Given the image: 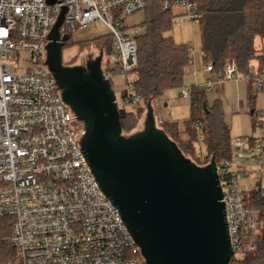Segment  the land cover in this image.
I'll return each instance as SVG.
<instances>
[{
	"label": "built area",
	"instance_id": "obj_1",
	"mask_svg": "<svg viewBox=\"0 0 264 264\" xmlns=\"http://www.w3.org/2000/svg\"><path fill=\"white\" fill-rule=\"evenodd\" d=\"M55 1L0 0V218L14 221L10 264H145L134 258L140 249L82 153L83 125L44 64L48 35L61 7H67L62 36L100 22L112 40L102 62L105 78L111 82L134 74L143 28L127 26L126 20L145 13L148 1ZM160 8L172 13L178 26L192 28L200 21L197 0H160ZM22 53L30 55L32 68L19 66ZM202 72L206 81L196 86L205 91L247 82L264 95V72L258 67L243 75L226 62L220 73L211 64ZM124 90L123 106L137 108L141 100L132 82ZM189 98L190 88L181 94L182 100ZM252 121L254 134L235 140L232 158L217 164L233 260L255 252L264 240V108L252 111ZM253 177L254 187L240 190V182Z\"/></svg>",
	"mask_w": 264,
	"mask_h": 264
},
{
	"label": "water",
	"instance_id": "obj_2",
	"mask_svg": "<svg viewBox=\"0 0 264 264\" xmlns=\"http://www.w3.org/2000/svg\"><path fill=\"white\" fill-rule=\"evenodd\" d=\"M61 8L48 35L44 65L83 125L82 153L145 264H231L234 253L215 158L207 166L187 158L157 126L151 101L143 130L126 136L112 83L103 74L102 52L86 66L64 65L70 37L60 31L68 11Z\"/></svg>",
	"mask_w": 264,
	"mask_h": 264
},
{
	"label": "trees",
	"instance_id": "obj_3",
	"mask_svg": "<svg viewBox=\"0 0 264 264\" xmlns=\"http://www.w3.org/2000/svg\"><path fill=\"white\" fill-rule=\"evenodd\" d=\"M147 1L148 8L144 13L146 32L138 38V67L134 72L136 79L132 82L133 94L140 98L141 104L134 111L118 105L123 133L127 135L138 128L150 101L155 102L167 92L184 86L186 70L193 64L189 45L176 44L172 38L166 37L174 26V15L161 10L160 0ZM197 4L201 16L204 64H211L214 71L220 73L229 62L247 75L256 62L264 72V54L258 55L255 45L258 38L264 41V0H197ZM104 39L108 46L107 55L112 51V40ZM95 41L100 42L101 38ZM70 42L71 39L66 45ZM253 92L249 94L251 106H254ZM126 95L124 90L122 100ZM188 101L189 119L182 124L162 122V130L198 166H207L212 158L217 164L230 160L235 140L224 123L221 103L216 101L210 105L205 91L198 86L190 88ZM200 141L205 146L204 156L197 151ZM252 197L260 202L258 193H253ZM13 223V219L0 218V264H10L15 257V251L8 243ZM134 258L142 260L140 253ZM231 264H264V240L257 243L255 252L233 260Z\"/></svg>",
	"mask_w": 264,
	"mask_h": 264
},
{
	"label": "rangeland",
	"instance_id": "obj_4",
	"mask_svg": "<svg viewBox=\"0 0 264 264\" xmlns=\"http://www.w3.org/2000/svg\"><path fill=\"white\" fill-rule=\"evenodd\" d=\"M146 16L144 13L134 16L131 19L126 20L127 26H141L143 28V33L141 36H143L146 32V28L144 26ZM174 23H175V16H174ZM108 32L106 28L100 23L95 22L91 24L87 29L83 31L74 32L70 35L71 42L66 45L63 48V63L64 65H70V66H86L88 61L95 60L101 55L104 57L105 51L107 49V42L105 37L108 38V41H111V38L107 35ZM167 38H172L176 44H190L191 47H193L192 54L194 56L201 55L202 54V33H201V26L200 22H197L193 25L192 28L188 26H178L175 25L171 29L169 33L166 34ZM97 38H101L100 42H96L95 40ZM91 41L89 44H86L84 47L83 45L86 42ZM256 48L258 50V55L264 54V41L261 39H257L255 42ZM30 59V55L27 53L21 54V61L19 62V66L21 68H32L33 65L31 63H27ZM104 62H106L107 57H104ZM202 67H204V62L202 63ZM253 66L256 68L257 63L254 62ZM136 79L135 74L128 75L126 77L122 76H116L111 79L113 90L115 92V96L117 98V102L119 107H123V101H122V92L125 89L126 83L133 82ZM200 84L202 83V75L199 74L198 76ZM192 80V78H191ZM194 82V80H192ZM188 81L185 80L184 86L180 89L169 91L168 95L166 97H162L155 102L152 101V106L155 111L156 116V123L157 126L162 129V123L164 121H174L177 123H184L187 121L190 117V107L189 105H185L184 103L180 105H175V102H171L169 99L172 96L173 99H181V94L186 89V87H189L190 85H195L196 82L191 83L188 85ZM198 84V82H197ZM206 92V98L207 101H209L210 105H213L214 102L218 99L217 90L215 89L214 92ZM127 110L134 111V109L127 107ZM227 108H225L224 111ZM147 110L142 115L138 128L132 133L135 134L139 131H142L144 128V120L146 117ZM225 123L231 127V136L233 139H236L239 135L238 130L235 129L236 120L231 115H227L225 118ZM131 134V135H132ZM126 136H130L125 134ZM197 151L201 156H204L205 154V146L202 141L197 144ZM191 160V159H190ZM192 161V160H191ZM193 162V161H192ZM195 163V162H194ZM257 178L253 177L249 181H242L240 182V190L246 192L247 190H250L254 187V184L256 183Z\"/></svg>",
	"mask_w": 264,
	"mask_h": 264
},
{
	"label": "crops",
	"instance_id": "obj_5",
	"mask_svg": "<svg viewBox=\"0 0 264 264\" xmlns=\"http://www.w3.org/2000/svg\"><path fill=\"white\" fill-rule=\"evenodd\" d=\"M193 56V64L190 68L186 70L185 80H187L190 85L191 83L196 82L195 85H190L186 87V89L191 88L192 86L198 85L202 86L206 81V74L202 72V63L203 59L201 55H192ZM202 75V83L200 84L198 76ZM194 80V82L191 80ZM184 80V82H185ZM202 89V87H200ZM217 90L218 99L222 105L223 110V118L225 123L226 113L227 115H231L235 118L236 124L235 129L238 130L239 135L236 139L242 138L243 136L252 135L253 133V121H252V111L256 108H264V95L256 93L253 88L247 82H239V83H225L222 85H216L212 92ZM205 91L204 89H202ZM253 92L254 95V106H251L249 103V94ZM169 92H167L163 97H166ZM206 93V92H205ZM171 102H175V105H180L184 103L185 105H189V101H184L182 99H173L171 96L169 99ZM209 102V101H208ZM210 104V103H209ZM227 108V111H224ZM163 122H166L163 120ZM174 122V121H169ZM162 123V122H161ZM225 125L230 129L231 127L225 123ZM186 139V137H184Z\"/></svg>",
	"mask_w": 264,
	"mask_h": 264
}]
</instances>
